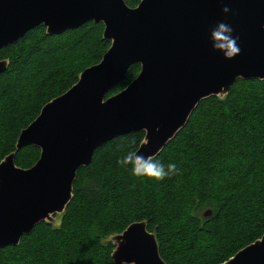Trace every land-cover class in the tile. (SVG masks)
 I'll return each mask as SVG.
<instances>
[{
  "label": "trees",
  "instance_id": "1",
  "mask_svg": "<svg viewBox=\"0 0 264 264\" xmlns=\"http://www.w3.org/2000/svg\"><path fill=\"white\" fill-rule=\"evenodd\" d=\"M142 0H125L136 7ZM90 21L60 35L43 25L0 49V162L15 153L23 169L41 149H17L20 133L52 99L98 64L111 41ZM46 58V59H43ZM130 67L108 96L140 73ZM145 132L118 136L78 170L60 222H41L17 246L0 248V264H114L110 238L134 222L155 232L167 264H220L264 235V80L239 78L223 98L202 100L186 126L155 157L179 173L163 181L133 176L117 160L138 150ZM134 141V143H133ZM212 210L210 216L204 212Z\"/></svg>",
  "mask_w": 264,
  "mask_h": 264
},
{
  "label": "water",
  "instance_id": "2",
  "mask_svg": "<svg viewBox=\"0 0 264 264\" xmlns=\"http://www.w3.org/2000/svg\"><path fill=\"white\" fill-rule=\"evenodd\" d=\"M90 21L104 24L111 45L21 131L17 149L39 147V160L28 169L16 165L15 153L0 162V248L19 245L41 222L55 223L98 147L144 131L137 154L156 157L202 100L223 98L239 78L264 80V0H142L136 7L125 0H0V49L40 25L52 36ZM217 21L239 36L241 51L232 59L211 46ZM137 63L138 76L107 97ZM8 66L0 60V74ZM111 240L114 264H167L146 221ZM220 264H264V235Z\"/></svg>",
  "mask_w": 264,
  "mask_h": 264
},
{
  "label": "clouds",
  "instance_id": "3",
  "mask_svg": "<svg viewBox=\"0 0 264 264\" xmlns=\"http://www.w3.org/2000/svg\"><path fill=\"white\" fill-rule=\"evenodd\" d=\"M222 11L228 13L231 10L224 7ZM233 32V27L224 21H217L215 26L210 28L209 38L213 50L223 53L226 59L234 58L241 51L237 43L239 36H234ZM137 153L136 150H129L117 160L118 165L123 168L131 166L130 171L133 176H144L156 181H163L179 173L175 163L165 165L162 161L156 159L154 155L145 156Z\"/></svg>",
  "mask_w": 264,
  "mask_h": 264
},
{
  "label": "rangeland",
  "instance_id": "4",
  "mask_svg": "<svg viewBox=\"0 0 264 264\" xmlns=\"http://www.w3.org/2000/svg\"><path fill=\"white\" fill-rule=\"evenodd\" d=\"M46 28V27H45ZM47 32V31H46ZM43 59H46V58H43ZM115 95V94H114ZM107 96H108V94H107ZM113 96V95H112ZM110 97V96H109ZM61 216H62V214H56V215H54V219H53V221L55 222V223H59L60 222V220H61ZM110 240H111V238H110Z\"/></svg>",
  "mask_w": 264,
  "mask_h": 264
}]
</instances>
